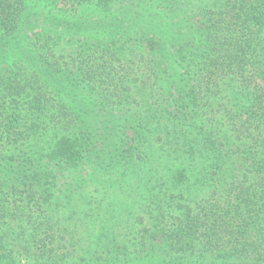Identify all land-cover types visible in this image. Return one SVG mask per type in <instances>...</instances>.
Here are the masks:
<instances>
[{
	"label": "trees",
	"instance_id": "16d2710c",
	"mask_svg": "<svg viewBox=\"0 0 264 264\" xmlns=\"http://www.w3.org/2000/svg\"><path fill=\"white\" fill-rule=\"evenodd\" d=\"M40 1L0 0V264H264V0Z\"/></svg>",
	"mask_w": 264,
	"mask_h": 264
},
{
	"label": "rangeland",
	"instance_id": "374dc122",
	"mask_svg": "<svg viewBox=\"0 0 264 264\" xmlns=\"http://www.w3.org/2000/svg\"><path fill=\"white\" fill-rule=\"evenodd\" d=\"M39 1V0H38ZM40 4L43 6V11H50L52 13L53 16L59 18L60 20H66V21H72L74 23H78L81 22L82 25L86 26V27H90V28H95L96 26L98 27V25L100 23H102V19H106L107 18V13L108 11H100L99 10H95V9H80V10H75V9H71L70 6L65 5L64 3H53V2H49L46 0L40 1ZM103 13V14H101ZM151 14H153V16L157 17L160 21L163 20V14L160 10L156 11V12H151ZM89 35L92 37V35H95V32H92L91 34L89 33ZM100 36H104L105 35H100ZM98 38V37H97ZM93 109H96V106L93 105L92 106ZM11 153L14 152H8V154L6 153H0V166L2 165V161L4 160V157L7 156H11ZM16 153V152H15ZM0 210L4 213V217L3 220L4 221H8L11 223H15V217H14V211H9L6 208H0ZM20 213L21 211L23 212L22 209H19ZM15 225V224H14ZM77 257L81 254V252L79 251L78 253L76 252Z\"/></svg>",
	"mask_w": 264,
	"mask_h": 264
}]
</instances>
